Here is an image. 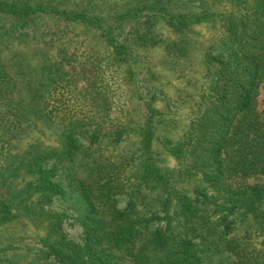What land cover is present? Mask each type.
Segmentation results:
<instances>
[{"label":"trees","instance_id":"16d2710c","mask_svg":"<svg viewBox=\"0 0 264 264\" xmlns=\"http://www.w3.org/2000/svg\"><path fill=\"white\" fill-rule=\"evenodd\" d=\"M261 87L264 0H0V264H264Z\"/></svg>","mask_w":264,"mask_h":264},{"label":"rangeland","instance_id":"374dc122","mask_svg":"<svg viewBox=\"0 0 264 264\" xmlns=\"http://www.w3.org/2000/svg\"><path fill=\"white\" fill-rule=\"evenodd\" d=\"M199 35H197L199 40H202L203 36L205 39L209 37L208 32H206L205 29L198 28ZM195 41V40H194ZM196 42V41H195ZM208 43V41H206ZM204 51V48L199 46L198 43H193L192 45V51H191V58L195 62L191 63L189 66L188 64H185L186 69H189L186 71L185 75L181 74V69L178 70H171L167 67H164L162 65L157 64L156 69L163 73V78H161L160 83L156 84L155 88L159 89L160 91H163L164 94H166L170 98V102L174 105L171 106L172 113L174 114V119L171 120V123L168 122V124H165V122L160 126L159 133L160 135L172 139L175 141L181 133V121L184 119V115L182 113V110L184 108H179L182 104V101H185V105L187 103H190L191 95L193 94L192 91V84L195 81V78H197L199 63L200 59L202 57V53ZM161 54H159L158 51L151 52L147 55V58L149 61L153 63L156 62L157 59ZM197 61V62H196ZM194 100L196 99V95H193ZM258 107L259 109L264 108V87L260 88V94L258 97ZM176 117L178 119H176ZM159 149V148H158ZM160 157L163 160V163L172 167L174 166L175 162L174 160L166 155L163 151H160ZM248 181H264V176H260L257 178L248 179ZM200 184V181L197 179H190L185 183V190H188L189 193L194 196L195 193V187ZM118 206L120 208L124 207L126 204V197L124 195H120L117 197ZM54 210L66 213V218L63 223V228L67 234V236L75 241L80 242L81 241V228L79 225L74 221L73 213L69 209L68 204L64 200L57 199L54 201L53 206Z\"/></svg>","mask_w":264,"mask_h":264}]
</instances>
